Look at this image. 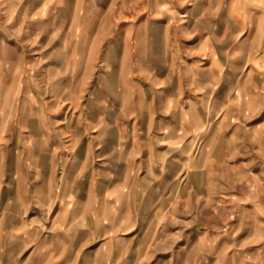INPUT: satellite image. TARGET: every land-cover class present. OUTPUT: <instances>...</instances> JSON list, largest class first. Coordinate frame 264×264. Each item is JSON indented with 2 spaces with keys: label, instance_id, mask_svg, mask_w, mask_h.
Instances as JSON below:
<instances>
[{
  "label": "rangeland",
  "instance_id": "rangeland-1",
  "mask_svg": "<svg viewBox=\"0 0 264 264\" xmlns=\"http://www.w3.org/2000/svg\"><path fill=\"white\" fill-rule=\"evenodd\" d=\"M3 30L1 44L13 58L3 69L15 68L18 82L8 84L0 172H7L3 184H20L22 194L8 192L0 222L1 233L22 245L6 251L2 264H264V96L247 99L251 105L236 100L239 76L255 58L253 50V59H240L236 30L229 51L216 43L218 71L199 69V93L219 98L160 99L161 115L144 121L142 131L122 132L119 147L112 146L116 132H104L97 156L86 139L94 134L77 128L71 111L59 124L55 110L66 100L80 110L82 95L98 91V83L78 81L79 68H71L70 83L56 82L45 59H33L40 52L30 49L29 35L19 62L14 42L21 48V35L8 11ZM106 72L99 92L117 95L121 105L127 84L115 79L126 78L127 68L95 69ZM262 76L248 73L245 95L264 94ZM63 90L70 99L55 98ZM130 133L149 159L129 153Z\"/></svg>",
  "mask_w": 264,
  "mask_h": 264
},
{
  "label": "crops",
  "instance_id": "crops-1",
  "mask_svg": "<svg viewBox=\"0 0 264 264\" xmlns=\"http://www.w3.org/2000/svg\"><path fill=\"white\" fill-rule=\"evenodd\" d=\"M7 11L14 18L16 36L21 35V48L18 47L19 39L14 42L15 59L22 61L23 35H29L30 49L40 52L33 59H45L43 65L60 84L70 83L71 68H79L78 81L98 83L96 88L100 90L99 83L103 79L107 81L109 75L108 72L95 74L96 68H127L126 78L120 79L118 73L115 79L117 84H127L121 105L114 102L117 95H105L95 87L82 95L85 102L80 110H71L66 100L70 98L64 90L55 94V98L66 100L60 110H55V116H61L56 121L64 125L71 111L69 114L75 115V124L80 126L77 128L94 134L86 139L95 146L96 156L102 153L100 147L106 143V139H102L104 132H116L119 138L112 146L119 147L120 141L125 139H121L122 132L142 131L145 128L140 125L144 121H152L150 116L156 117L157 113L161 115L157 112L164 109L160 99L169 98L175 102L183 98H219L214 92L199 93V69L204 68L205 73L212 76L218 71L216 67L221 63L216 48H220L218 43H221L227 44L226 52L231 49L232 29L239 33L240 59L252 58L251 53L255 51L253 63L239 76L236 100L246 99L245 103L251 105L247 99L264 96L260 92L244 94L248 73L264 78V8L253 5L252 0H0V21L3 20L0 35L5 34ZM200 27L204 29L201 34ZM259 50H262L260 55ZM7 51L0 38V125L4 122L2 115L6 110L8 84L10 87L18 82L15 68L13 71L3 69L13 59L8 57ZM184 71H190L188 78H183ZM184 81L187 83L185 89ZM104 99L106 104L102 107ZM139 138L133 133L127 134L129 153L142 160L145 156L149 159ZM5 176L6 171L0 172V209L6 206L8 192L22 194L20 184L15 186L14 181L3 184ZM62 177L65 178V172ZM65 211L69 217V209ZM61 218L57 217L56 221L61 222ZM63 224L69 225L68 222ZM4 225L2 219L0 260L4 259L6 251L22 245L21 240H8L7 234L1 233Z\"/></svg>",
  "mask_w": 264,
  "mask_h": 264
}]
</instances>
